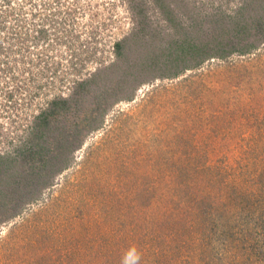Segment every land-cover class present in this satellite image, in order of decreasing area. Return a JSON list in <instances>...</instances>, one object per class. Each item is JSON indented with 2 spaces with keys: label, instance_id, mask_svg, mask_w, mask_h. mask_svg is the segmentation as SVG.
<instances>
[{
  "label": "rangeland",
  "instance_id": "obj_1",
  "mask_svg": "<svg viewBox=\"0 0 264 264\" xmlns=\"http://www.w3.org/2000/svg\"><path fill=\"white\" fill-rule=\"evenodd\" d=\"M263 2L0 0V264H264Z\"/></svg>",
  "mask_w": 264,
  "mask_h": 264
},
{
  "label": "trees",
  "instance_id": "obj_2",
  "mask_svg": "<svg viewBox=\"0 0 264 264\" xmlns=\"http://www.w3.org/2000/svg\"><path fill=\"white\" fill-rule=\"evenodd\" d=\"M263 4H264V2H263ZM253 18H252V20H253ZM243 25L244 24H242V26ZM243 27L245 29L247 27V25L243 26ZM243 27H242V29H243ZM256 45H257V43H250V44L243 43V44H240L238 46L237 45L233 46V45L228 43L227 48L223 51V54H221V52H218V51L215 52V51H212L210 49H207V48H209V45L206 46V44H205V46L202 47V44L195 43L194 40H185V41L178 43V45H176V47H175V50L182 49L186 55H184L182 53L179 55L178 52H175V54L173 53V55L171 57L169 56L167 58V60H165L166 62H162V64L160 65V67H165L166 70L171 69L169 67L173 68L175 66L176 69L174 71L173 70L170 71L169 72L170 75L165 74L164 72H158L154 75L149 76L148 79L142 80L143 82H140V83L145 84L147 82H150L151 80L152 81L155 80V78H163V77H170V76L175 77L176 75H178L180 72H183L184 70L197 67L200 63H202L203 61H205L209 58H213V57H217V56L223 58V57L230 55L234 52H237L241 55H253L252 57H248L245 60H243V64L249 63V64L253 65V63L257 62L258 64L257 65L255 64V66H257V68H255L254 71H256V70L262 71L264 69V59L262 58V56H264V52H253V48ZM123 46H124V41H117L115 44V47H116L118 52L123 48ZM180 58H182V59H180ZM196 58H198V62H195ZM261 62H262V64H261ZM234 65H236V64H233V66ZM51 103H52V106L49 109V111L44 112L40 116L37 117L35 129L42 130V127H45V125L48 124L49 121L52 122L54 120H57L65 111H67L69 109V102L64 98L63 99L62 98L56 99ZM41 135H42V133L34 130L32 137H30L31 141H32V139L34 140L36 137H39ZM30 151H31V148H30ZM44 159H45L44 162L46 164H48L47 163L48 158L46 156H44Z\"/></svg>",
  "mask_w": 264,
  "mask_h": 264
}]
</instances>
